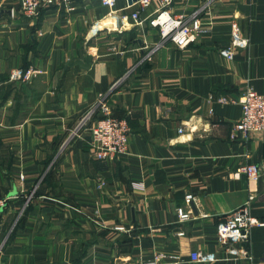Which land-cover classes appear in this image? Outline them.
Here are the masks:
<instances>
[{"label": "crops", "instance_id": "1", "mask_svg": "<svg viewBox=\"0 0 264 264\" xmlns=\"http://www.w3.org/2000/svg\"><path fill=\"white\" fill-rule=\"evenodd\" d=\"M161 2L139 23L134 0H118V18L101 0L37 18L0 0V264H140L157 252L182 264H264V224L246 242L217 240L251 196L264 223V131L244 141L242 106L220 102L264 94V0H173V14L202 20L186 50L150 25ZM233 21L250 43L228 60L220 50ZM16 68L30 79L12 80ZM101 94L131 127L128 154L115 159L93 156L88 129L72 137ZM246 160L262 168L258 180L239 171ZM180 208L192 218L181 221ZM241 248L248 256L231 253ZM198 251L217 260L193 261Z\"/></svg>", "mask_w": 264, "mask_h": 264}, {"label": "built area", "instance_id": "2", "mask_svg": "<svg viewBox=\"0 0 264 264\" xmlns=\"http://www.w3.org/2000/svg\"><path fill=\"white\" fill-rule=\"evenodd\" d=\"M155 0H135L132 4H138L139 10L131 14L135 21H140L141 10L148 8ZM72 0H20L21 9L25 16L37 18L45 9L53 6L71 4ZM118 0H101L103 6L111 10L109 16L118 18L115 10ZM162 6L150 20V25L158 28L164 42H172L180 50H186L190 45L197 41L200 30L203 27L202 20L198 17L188 19L184 15L173 14L169 7L173 0H162ZM73 9V8H72ZM141 23V21L139 22ZM232 41L229 47L221 49L220 55L228 60H233L238 49H245L249 46V39L244 36L241 26L237 21L231 23ZM30 70L16 68L11 72V79L14 81H24L31 77ZM122 83L118 80L112 90ZM222 103H235L242 106V116L235 128L242 133L244 141H249L251 134L254 132L264 131V94H260L253 88H248L237 98H220ZM98 110L102 116L95 119ZM83 128L88 129L91 133L92 153L95 158L100 160L115 159L128 154L131 127L127 118L116 117L113 109L107 100V96L101 94L98 100V107H91L85 112L78 123L73 136L77 135ZM180 132L184 129L180 128ZM247 159H248V155ZM239 171L247 175L250 180H258L261 176L262 168L246 160L240 167ZM192 196L188 195V203ZM254 196L250 197L244 206L231 212L222 219L218 225L217 240L221 245L237 244L246 242L251 230L255 226L263 225L258 218L252 214L251 203ZM8 198L0 194V213L6 207ZM179 219L187 221L192 218V213L184 208H180ZM116 230L123 231L124 227L118 226ZM183 235V233H180ZM232 254H242L248 256V252L241 249H232ZM193 261H215V254H204L202 252H193ZM183 260L177 253L157 252L150 258L143 259L140 264H182Z\"/></svg>", "mask_w": 264, "mask_h": 264}, {"label": "bare ground", "instance_id": "3", "mask_svg": "<svg viewBox=\"0 0 264 264\" xmlns=\"http://www.w3.org/2000/svg\"><path fill=\"white\" fill-rule=\"evenodd\" d=\"M107 24V23H106ZM99 26V25H98ZM112 26V25H111Z\"/></svg>", "mask_w": 264, "mask_h": 264}, {"label": "water", "instance_id": "4", "mask_svg": "<svg viewBox=\"0 0 264 264\" xmlns=\"http://www.w3.org/2000/svg\"><path fill=\"white\" fill-rule=\"evenodd\" d=\"M135 1V0H134Z\"/></svg>", "mask_w": 264, "mask_h": 264}]
</instances>
